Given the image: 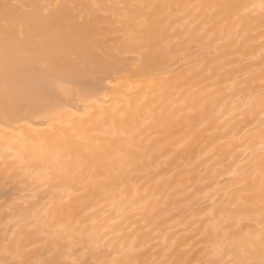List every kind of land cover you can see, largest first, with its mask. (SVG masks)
I'll use <instances>...</instances> for the list:
<instances>
[{
	"label": "bare ground",
	"instance_id": "6f19581e",
	"mask_svg": "<svg viewBox=\"0 0 264 264\" xmlns=\"http://www.w3.org/2000/svg\"><path fill=\"white\" fill-rule=\"evenodd\" d=\"M19 260L264 264V0H0Z\"/></svg>",
	"mask_w": 264,
	"mask_h": 264
},
{
	"label": "snow or ice",
	"instance_id": "6c2138e0",
	"mask_svg": "<svg viewBox=\"0 0 264 264\" xmlns=\"http://www.w3.org/2000/svg\"><path fill=\"white\" fill-rule=\"evenodd\" d=\"M5 7V25L7 26V9L9 8V5H4ZM0 264H31L30 261H25V260H19V261H2ZM49 264H56V262L52 261L49 262Z\"/></svg>",
	"mask_w": 264,
	"mask_h": 264
},
{
	"label": "rangeland",
	"instance_id": "374dc122",
	"mask_svg": "<svg viewBox=\"0 0 264 264\" xmlns=\"http://www.w3.org/2000/svg\"><path fill=\"white\" fill-rule=\"evenodd\" d=\"M2 194L6 195V194H8V193L5 192V193H2ZM2 194H1V195H2ZM2 196H3V195H2Z\"/></svg>",
	"mask_w": 264,
	"mask_h": 264
}]
</instances>
